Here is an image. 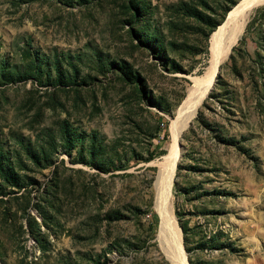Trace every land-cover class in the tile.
<instances>
[{
	"label": "rangeland",
	"instance_id": "rangeland-1",
	"mask_svg": "<svg viewBox=\"0 0 264 264\" xmlns=\"http://www.w3.org/2000/svg\"><path fill=\"white\" fill-rule=\"evenodd\" d=\"M237 1L0 0V264H174L159 163ZM178 140L188 264H264V3Z\"/></svg>",
	"mask_w": 264,
	"mask_h": 264
},
{
	"label": "bare ground",
	"instance_id": "bare-ground-1",
	"mask_svg": "<svg viewBox=\"0 0 264 264\" xmlns=\"http://www.w3.org/2000/svg\"><path fill=\"white\" fill-rule=\"evenodd\" d=\"M262 3H264V0H240L238 3L240 5L236 7V9L242 10L238 20L234 21L230 25L231 27L222 26L214 33L210 48L211 53L215 56V60H213L210 73L208 76H204L202 79L196 81V83H193L192 88H190L188 95L183 101L179 115H176V118L172 120L171 132L175 141L164 161L159 163V171L155 181V209L159 218L160 238L163 247L169 260L174 264H188L187 255L183 249L180 230L174 218L171 199V185L180 151L177 142L179 133L188 125V122L195 115L204 96L212 86L218 63L217 55L221 53L224 44H226L224 48L226 55L242 31L249 12Z\"/></svg>",
	"mask_w": 264,
	"mask_h": 264
},
{
	"label": "water",
	"instance_id": "water-1",
	"mask_svg": "<svg viewBox=\"0 0 264 264\" xmlns=\"http://www.w3.org/2000/svg\"><path fill=\"white\" fill-rule=\"evenodd\" d=\"M239 1L240 0H238L237 2H236V4H238L239 3ZM231 9V8H230ZM229 11V10H228ZM222 24H224V26L225 27H228L229 25H230V17H229V13L227 12L226 13V15H225V18L223 19V21L221 22ZM212 33V32H211ZM213 35H211L210 34V37H212ZM210 37H209V42H210ZM225 45L226 44H224V46H223V49L221 50V53H219L218 55H217V61H218V63H217V69H216V72H215V75H214V78H213V82H214V79L216 78V75L218 74V70H219V65H220V63H221V61L225 58V56L228 54H226L225 55V53H224V48H225ZM209 54H210V56H209V63H208V65H207V67H206V69H205V72H204V76H208L209 75V73H210V70H211V68H212V64H213V60H215V56L211 53V52H209ZM214 56V57H213ZM193 86V85H192ZM210 89V88H209ZM207 94V93H206ZM182 131V130H181ZM180 131V132H181ZM179 135H180V133H179ZM177 142H178V146L180 147V143H179V140L177 139ZM180 149V148H179ZM179 154H180V151H179Z\"/></svg>",
	"mask_w": 264,
	"mask_h": 264
},
{
	"label": "trees",
	"instance_id": "trees-1",
	"mask_svg": "<svg viewBox=\"0 0 264 264\" xmlns=\"http://www.w3.org/2000/svg\"><path fill=\"white\" fill-rule=\"evenodd\" d=\"M184 228V227H183Z\"/></svg>",
	"mask_w": 264,
	"mask_h": 264
}]
</instances>
